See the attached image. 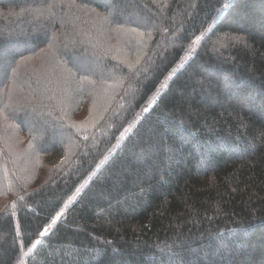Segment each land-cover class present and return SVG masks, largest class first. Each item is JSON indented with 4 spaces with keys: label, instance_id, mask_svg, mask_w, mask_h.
Masks as SVG:
<instances>
[{
    "label": "trees",
    "instance_id": "obj_1",
    "mask_svg": "<svg viewBox=\"0 0 264 264\" xmlns=\"http://www.w3.org/2000/svg\"><path fill=\"white\" fill-rule=\"evenodd\" d=\"M53 33L101 54L60 113L85 143L46 173L63 140L0 121V264H264V0H0V89Z\"/></svg>",
    "mask_w": 264,
    "mask_h": 264
},
{
    "label": "snow or ice",
    "instance_id": "obj_2",
    "mask_svg": "<svg viewBox=\"0 0 264 264\" xmlns=\"http://www.w3.org/2000/svg\"><path fill=\"white\" fill-rule=\"evenodd\" d=\"M235 39L240 40L242 37ZM58 40L57 35L53 33L47 50L33 49L27 56L20 54L19 59L15 61L16 67L11 68L15 74L20 68H26L34 57H40L46 68L45 73L35 78L29 76L23 83L13 78L0 89V95L14 91L19 93L13 103L0 108V121L8 122L9 128L27 129L33 140L39 136L42 141L39 145L30 142V147H36L39 151H48L54 147L57 141L74 127L67 124L60 113L71 92L83 93L86 90L85 84L96 83L92 77L96 75V61L101 56L97 52L87 54L88 48L79 52L76 49L80 45L75 39L60 44ZM10 67L0 51V73H3L5 79L8 78Z\"/></svg>",
    "mask_w": 264,
    "mask_h": 264
},
{
    "label": "rangeland",
    "instance_id": "obj_3",
    "mask_svg": "<svg viewBox=\"0 0 264 264\" xmlns=\"http://www.w3.org/2000/svg\"><path fill=\"white\" fill-rule=\"evenodd\" d=\"M130 18L132 19H135V18H138V16L136 17L135 15H130ZM36 32L39 33V29H33L32 32H30L29 35H26L20 42V46L21 48H25V47H28L30 46V43H31V40H30V35L32 33L36 34ZM28 36V38H27ZM15 37V36H14ZM33 37V36H32ZM197 41H195V43H197ZM11 52V51H10ZM5 58L8 56V54H5L3 53ZM7 61V60H6ZM40 76V75H39ZM34 78V76H32ZM88 109H86L87 111ZM82 121L86 122V126H90L89 123H92L93 121H95V115L93 113V111H87L85 114H84V117L82 118ZM132 127V126H131ZM130 127V128H131ZM129 128V129H130ZM128 129V130H129ZM128 130L125 132L127 133ZM85 131H86V127L85 125L83 124L82 126L79 124L77 125V127L75 128V133L83 138L85 137ZM88 135V134H87ZM70 138V137H69ZM69 138H66V136L64 137H61L59 140H63V144L64 145V149H62V156H59L57 159L54 160V163H53V166L48 168L46 170V173L50 170H52L53 168H55L57 165L59 166H63V167H69L71 164H72V159L77 156L78 154V151L81 150L83 147H84V143L83 141L81 140H73L72 143H69ZM122 139V138H121ZM121 139L119 140V144L121 143ZM58 140V141H59ZM59 154V153H58ZM18 157H19V152H13V165H14V168L16 169V171H18V173L22 176H24L25 174L27 173H31V172H34V169L32 166L29 167V169L26 171V172H23L21 171L20 169L25 165V164H21V166L19 165L18 163ZM63 169V168H62ZM20 178H23V177H20ZM4 193L0 192V195H2ZM80 194V191H77L71 198H69L67 201H66V204L65 205H69L71 204L74 200H76V198L79 196ZM4 206V199L3 198H0V210L3 208ZM62 213V212H61ZM58 216L56 218H54V221L57 220ZM53 226V223L52 224H49L47 229L45 230V232H47L48 230H50ZM235 235H231V239H234ZM41 239H38L35 243H34V247H36L39 242H40ZM218 249H221L220 247H218Z\"/></svg>",
    "mask_w": 264,
    "mask_h": 264
}]
</instances>
